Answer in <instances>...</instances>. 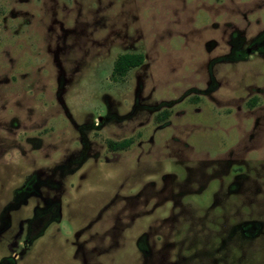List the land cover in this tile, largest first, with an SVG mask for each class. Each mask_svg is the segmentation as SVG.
<instances>
[{
  "label": "rangeland",
  "instance_id": "obj_1",
  "mask_svg": "<svg viewBox=\"0 0 264 264\" xmlns=\"http://www.w3.org/2000/svg\"><path fill=\"white\" fill-rule=\"evenodd\" d=\"M0 264H264V0H0Z\"/></svg>",
  "mask_w": 264,
  "mask_h": 264
},
{
  "label": "trees",
  "instance_id": "obj_2",
  "mask_svg": "<svg viewBox=\"0 0 264 264\" xmlns=\"http://www.w3.org/2000/svg\"><path fill=\"white\" fill-rule=\"evenodd\" d=\"M145 56L143 54H124L118 56L114 63L112 78L116 81L124 79L128 73L144 64ZM131 141L121 143H110L114 150H124L129 147Z\"/></svg>",
  "mask_w": 264,
  "mask_h": 264
},
{
  "label": "flooded vegetation",
  "instance_id": "obj_3",
  "mask_svg": "<svg viewBox=\"0 0 264 264\" xmlns=\"http://www.w3.org/2000/svg\"><path fill=\"white\" fill-rule=\"evenodd\" d=\"M262 45V43H258L256 46H261ZM47 214V213H46ZM43 215V216H40V217H38L35 221H34V223H33V225H32V227H33V229H34V231L35 232H37V234H39L41 231H42V229L45 227V222H44V217L45 216H47V215ZM44 222V223H43ZM36 234V235H37Z\"/></svg>",
  "mask_w": 264,
  "mask_h": 264
}]
</instances>
